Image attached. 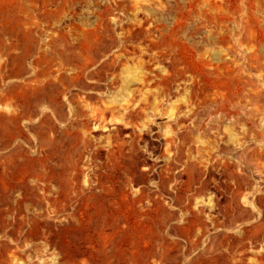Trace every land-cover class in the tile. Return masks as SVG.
I'll list each match as a JSON object with an SVG mask.
<instances>
[{"label":"rangeland","instance_id":"obj_1","mask_svg":"<svg viewBox=\"0 0 264 264\" xmlns=\"http://www.w3.org/2000/svg\"><path fill=\"white\" fill-rule=\"evenodd\" d=\"M0 264H264V0H0Z\"/></svg>","mask_w":264,"mask_h":264}]
</instances>
